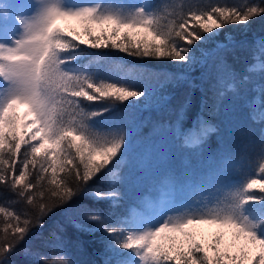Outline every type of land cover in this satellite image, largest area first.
I'll list each match as a JSON object with an SVG mask.
<instances>
[{"label":"snow or ice","instance_id":"6c2138e0","mask_svg":"<svg viewBox=\"0 0 264 264\" xmlns=\"http://www.w3.org/2000/svg\"><path fill=\"white\" fill-rule=\"evenodd\" d=\"M258 17H264V0L0 3V186L11 193L0 198V264H13L11 255L32 229L43 227L47 215L76 197L106 200L110 209L122 199L120 185L133 163L130 134L100 123L105 114L147 96L136 82L144 73L115 63L109 68L115 77L102 75L107 56L89 50L113 49L188 68L215 56L216 96L254 83L249 117L264 125V37L251 47L240 77L221 55L233 43L229 33L211 51L197 45ZM216 132L218 127L203 118L189 129L177 128L191 148ZM240 133L251 136L252 130ZM180 196L166 192L130 205L115 220L112 211L87 203L68 211L108 234L106 247L117 257L115 264H264V126L253 157H225L210 188L194 187L188 199L181 190ZM21 203L26 207L17 209ZM52 240L46 254L30 246L21 252L38 257L40 264H74L55 235Z\"/></svg>","mask_w":264,"mask_h":264},{"label":"trees","instance_id":"16d2710c","mask_svg":"<svg viewBox=\"0 0 264 264\" xmlns=\"http://www.w3.org/2000/svg\"><path fill=\"white\" fill-rule=\"evenodd\" d=\"M152 2L171 3L172 0ZM225 33L230 34L229 39L233 43L221 55L228 69L238 77L243 76L250 61L251 47L264 37V17L254 18L246 27L229 25L212 40L203 44L197 42V45L211 51L218 43L225 42ZM89 51L107 56L109 63L103 64L102 75L115 77L116 74L109 71L111 64L115 63L126 64L144 73L136 82L147 90V96L105 114L100 123L103 128L123 127L130 134L129 159L133 163L125 169L126 179L120 185L122 199L118 206L110 209L106 200L93 201L81 195L70 204L56 208L44 218L43 227L33 228L17 247L10 257L13 264H40L38 257L26 256L21 249L30 246L32 251L46 254L50 251L48 245L53 242V235L74 264H105L106 259L115 264L117 257L106 247L110 239L108 234L95 223L84 220L79 212H69L68 209L87 203L104 213L112 211V219L115 220L117 216L124 215L130 205L158 198L163 188H171L177 198H181V190L186 197L194 187L210 188L216 182L217 170L225 157L246 154L251 158L256 154L260 128L264 125L254 123L249 117L248 101L255 95L252 90L254 83L240 85L237 93L218 98L215 56L209 55L204 62L198 61L188 68L183 62L141 59L113 49ZM196 54L200 56L199 51ZM260 79L256 75L254 82ZM200 117L215 124L218 132L210 134L200 147H187L177 128L189 129ZM241 128L251 129V136L241 134ZM4 197H11V193L0 186V198ZM16 207L24 209L26 206L21 203Z\"/></svg>","mask_w":264,"mask_h":264},{"label":"rangeland","instance_id":"374dc122","mask_svg":"<svg viewBox=\"0 0 264 264\" xmlns=\"http://www.w3.org/2000/svg\"><path fill=\"white\" fill-rule=\"evenodd\" d=\"M3 2H7V0H0V3H3ZM17 2H22V0H17ZM125 2L126 3H131V2H134V0H125ZM200 118H203V117H200ZM200 118H198V119H200ZM197 119V120H198ZM204 119V118H203ZM196 120V121H197ZM196 123V122H195ZM169 193V194H175L174 193V191L171 189V188H163L162 190H161V193H160V195L158 196V198H160L161 196H163L165 193ZM183 199H188L189 198V196H186V197H182ZM155 199H157V198H155ZM155 199H150V200H155ZM179 199V198H178Z\"/></svg>","mask_w":264,"mask_h":264}]
</instances>
